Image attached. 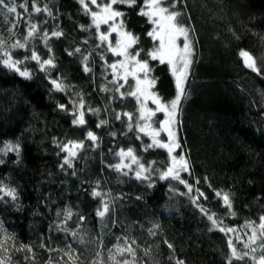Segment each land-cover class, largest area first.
Returning <instances> with one entry per match:
<instances>
[{"label": "trees", "instance_id": "16d2710c", "mask_svg": "<svg viewBox=\"0 0 264 264\" xmlns=\"http://www.w3.org/2000/svg\"><path fill=\"white\" fill-rule=\"evenodd\" d=\"M23 2L16 0L17 6ZM143 3L114 7L125 13L126 30L139 38L132 53L140 51L139 59L149 61L151 78L156 79L154 90L168 103L176 96L175 80L167 63L147 55L157 41L148 36L153 29L148 18L138 15ZM173 3L181 13L178 23L192 30L189 38L194 48L187 98L181 101L177 126L179 154L189 162V172L181 179L192 185L191 192L177 180L160 179L171 160L166 149L145 150L149 139L134 126L129 130L126 117L116 119L118 113L135 115L138 102L115 92L107 68L114 55L98 40L97 29L88 27L91 17L78 0H36L52 16L33 13L28 0V13L11 32L12 16L5 20L0 15L4 48L22 61L21 71L32 74L26 79L0 64L3 264H122L124 260L176 264L178 259L184 264H227L229 239L238 252L249 251L244 247L250 235L245 224H259L264 216V0H168L163 6ZM29 18L40 25L41 33L62 31L63 35L49 39L47 47L37 37L28 41L27 48L12 49L15 41L24 42ZM75 48L81 52L75 53ZM33 50L42 60L52 55L56 67L41 71L30 59ZM242 51L256 59L262 74L245 66ZM89 53L92 71L85 72L83 57ZM54 79L63 82L65 91L55 90ZM105 86L108 92L101 90ZM81 98L86 124L77 126L72 123L73 112ZM61 104L66 110L58 107ZM100 121L107 123L100 125ZM89 131L97 136L95 142L87 138ZM69 141H82L83 148L77 150L72 167L61 168L67 155L62 145ZM8 145L19 149L8 150ZM129 148L149 169L144 174L148 179L110 167L121 162L117 153ZM197 189L203 196L193 203ZM8 190H14L16 199L7 195ZM94 190L104 195L94 197ZM217 192L230 194V210ZM105 201L109 212L101 218L97 211ZM197 204L215 214L221 228L238 231L231 237L213 228ZM126 245L134 249V256L116 254L117 246ZM260 254L258 248L256 255ZM232 264L254 262L246 256L233 259Z\"/></svg>", "mask_w": 264, "mask_h": 264}, {"label": "snow or ice", "instance_id": "6c2138e0", "mask_svg": "<svg viewBox=\"0 0 264 264\" xmlns=\"http://www.w3.org/2000/svg\"><path fill=\"white\" fill-rule=\"evenodd\" d=\"M168 0H144L143 6L141 7L138 15L147 17L149 22L154 25L153 29L148 32V36L152 37L155 41L158 42V46L150 51L147 55L151 60H158L161 64L167 63L170 66L171 74L175 80L176 87V96L173 100L168 103H164L157 93L152 89L156 84L155 78H149L150 73L153 71L149 67V61L147 59L141 60L140 51H135L134 53L130 52L129 49L132 48L138 42V37L134 36L131 32L126 30V25L124 24L123 17L125 13L117 11L114 8V5L117 4H126L129 7L135 6L137 0H78V3L83 7L86 14L91 17V25L88 27L94 26L98 31V40L101 44H106L107 50L113 53L115 56L123 57V59L118 60L112 64H108L107 68L111 71L113 75V80L110 82L115 86V92L118 93L120 98L131 97L139 103L138 108V121L137 127L140 133L151 137L152 143L148 147H158L166 149L171 158L170 164L166 171L162 172L160 179L171 178L173 180L179 181V183L184 184L188 191L191 192L192 185L188 184L187 181L181 179L182 172H189V162L185 156L181 155L179 158L173 155L176 149L181 148L179 143V137L177 135V126H178V116L180 114V104L181 101L186 99V89L185 85L188 81L190 75L191 65L193 63V41L189 38V32L192 31L187 26H183L178 23V17L181 13L175 11V3L171 7H164L163 5L167 3ZM179 2V0H176ZM95 7V11L92 7ZM18 7L20 11H18ZM32 11L33 13L44 12L48 16H52V11L45 5L43 8L39 7L36 4V0H32ZM28 13V0H24L19 6L16 4V0H0V15H3L5 20L8 16L11 15L13 20L9 31H14L21 19H23V14ZM101 25H108V30L106 32H99ZM82 29L87 30L84 25L80 26ZM113 33L117 34V41L115 46L111 42V36ZM63 35L62 31H52L48 33L44 31L40 32V25L32 23L31 19L27 21V31L24 42L19 40L15 41L12 45V49L20 48L24 49L28 47V41L39 37L47 47V42L52 38H59ZM183 38V46L181 47L178 44L180 38ZM5 41L0 38V64L6 67L9 70L17 72L20 76L25 77L26 79H31L32 74L27 70L21 71L19 65L22 61L15 60L12 58L11 51L4 48ZM75 53H80V48H75ZM51 52V49H49ZM73 55L72 52L68 53ZM89 55L83 57V68L85 72L92 71L88 67ZM243 62L245 66L257 74H262L260 68L257 67L256 59L246 51L241 52ZM25 59H28L26 57ZM30 59L36 61L39 64L41 71H50L52 68H55L54 57L49 56L48 59L42 60L41 57L33 50L31 52ZM105 63H107L105 61ZM132 78L134 85L131 86V90L125 93L121 91L128 84L129 78ZM55 90L65 91V86L63 82L59 79H54L51 81ZM104 92H108L109 88L105 86L101 89ZM148 102H151L155 105V108H149ZM61 110H66V106L61 104L58 106ZM77 111L73 112V115L76 117L72 123L77 126H83L86 124L85 120V104L81 98L80 103L76 106ZM91 111H99L88 109ZM157 113H163L165 118L160 121L158 128H153L151 121ZM121 116L126 117L130 123L128 124L129 130L132 129L133 125L131 123L133 119L132 113H118L116 114V119H121ZM107 121H100V125L106 124ZM100 125H97L98 127ZM161 132L166 134V142L159 139ZM115 135V133H113ZM87 138L93 142L97 140V136L89 131L87 133ZM8 150L18 151L19 145H16L15 149L11 145L6 146ZM83 148V142H74L69 141L68 143L62 145V150L67 153L64 164L61 165V168L66 164L68 167H72L73 158L77 155V150ZM117 155L121 158V162L115 165H111L118 172H123L125 175L128 173L125 169L129 171H134L137 179H148L146 172L149 171L135 155L134 150L129 148L127 150L121 149ZM125 159L130 160L129 163H125ZM3 163V161H0ZM133 165H136L133 169ZM151 186V185H150ZM3 191V189H0ZM198 195L193 200V203L196 202L203 193H199V190H196ZM7 195L16 199L14 190H8ZM92 195L94 197H99L104 195L99 191H93ZM216 195L222 198L223 204L230 210L232 208V201L229 193H220L217 192ZM206 198V197H205ZM197 207H200L202 213H204L208 219L211 221L213 228H219L220 231L225 233H235L238 230L235 228H221L219 222L215 218V214L209 215L207 210L197 204ZM109 212V202L105 201L102 204V209L97 211V215L103 218ZM235 215V213H231ZM72 213L69 211L67 213L68 217H71ZM84 218L81 217V220ZM154 227H158L154 226ZM245 227L250 229V235L247 236V240L244 242V247L249 249L248 252L240 253L237 251L232 240L229 239V247L231 249V258L228 260L227 264H232V260H243L248 256L254 264H264V216L260 217L259 224H256L253 221H249L245 224ZM149 231H152L151 229ZM75 236V233H72ZM239 239V237H237ZM169 248H172L171 244H168ZM260 250V255H256L257 249ZM124 253H131L135 255L134 249L131 245H126L125 247H116V254L121 256ZM115 259V255L112 257ZM0 264H3L0 261ZM117 264H120L118 261ZM122 264H129V261L124 260ZM176 264H184V261L177 260Z\"/></svg>", "mask_w": 264, "mask_h": 264}, {"label": "rangeland", "instance_id": "374dc122", "mask_svg": "<svg viewBox=\"0 0 264 264\" xmlns=\"http://www.w3.org/2000/svg\"><path fill=\"white\" fill-rule=\"evenodd\" d=\"M89 7H92V9H93L94 11L96 10L95 7L92 6V5H89ZM114 8H115V7H114ZM115 10H116V9H115ZM153 27H154V25H153ZM107 30H108V25H101V26H100V29H99V32H106ZM110 39H111V42H112L113 46H115L116 41H117V39H118L117 34H116V33H113ZM178 44H179L181 47L183 46V38H182V37H181L180 40L178 41ZM133 46H134V45H133ZM133 46H132V47H133ZM157 46H158V42H157ZM131 50H132V48L129 49L130 52H132ZM112 54H113V53H112ZM113 55H114V54H113ZM121 59H123V57H118V56H115V55H114V62H117L118 60H121ZM114 62H113V63H114ZM149 78H151V75L149 76ZM133 85H134V81H133L132 78L130 77V78H129V81H128V84L125 85L124 89H127V90L130 89V90H131V86H133ZM152 90L155 92L154 88H153ZM155 93H156V92H155ZM147 106H148L149 108H155V105H153L151 102H148V105H147ZM138 108H139V103H138ZM160 114L162 115V117H161V121L165 118V116H164L163 113H157L156 116H154V117L152 118V121H151V124H152V127H153V128H158V127H159L160 122L158 123L157 117H158V115H160ZM137 121H138V110H137V113H136L135 115H133V119H132V121H131V123H132V125L135 127L136 131H138ZM129 122H130V121H129ZM138 132H139V131H138ZM139 134L145 136L146 138H148L149 141H150V144L152 143L151 137H149V136H147V135H144L143 133H140V132H139ZM177 135H178V134H177ZM159 139H160L161 141H164V142H166V140H167V138L164 136L163 132H161ZM173 155H175V156H177V158H179V156L183 155V153H180V154H179V148H178V149L175 150V152L173 153ZM183 156H184V155H183ZM124 162H125V163H129L130 160L125 159ZM135 167H136V165H133V169H135ZM183 173H185V172H182L180 175H182ZM145 174H146V173H145ZM228 234H230L231 237H233V236L235 235V233H228Z\"/></svg>", "mask_w": 264, "mask_h": 264}, {"label": "water", "instance_id": "95a60500", "mask_svg": "<svg viewBox=\"0 0 264 264\" xmlns=\"http://www.w3.org/2000/svg\"><path fill=\"white\" fill-rule=\"evenodd\" d=\"M164 134V136L166 137V134L165 133H163Z\"/></svg>", "mask_w": 264, "mask_h": 264}]
</instances>
